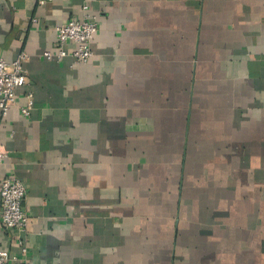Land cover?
Instances as JSON below:
<instances>
[{"label":"crops","instance_id":"1","mask_svg":"<svg viewBox=\"0 0 264 264\" xmlns=\"http://www.w3.org/2000/svg\"><path fill=\"white\" fill-rule=\"evenodd\" d=\"M71 18L90 60L42 57ZM20 53L0 180L25 186L27 251L0 222L5 264H264V0H0Z\"/></svg>","mask_w":264,"mask_h":264},{"label":"built area","instance_id":"2","mask_svg":"<svg viewBox=\"0 0 264 264\" xmlns=\"http://www.w3.org/2000/svg\"><path fill=\"white\" fill-rule=\"evenodd\" d=\"M46 0H39L44 3ZM33 22L36 21L34 18ZM96 23L89 19H68L56 28L55 51H45L42 57L46 59L62 60L68 54L64 50L67 42L73 44L69 56L75 64L87 63L93 55L91 40L96 32ZM24 54L20 53L13 61L7 62L0 58V113L6 116L10 106L16 101V89L26 82L23 68ZM25 104L20 108L23 116H28L34 105L31 92L25 93ZM7 157L5 150L0 149V163ZM25 197V186L14 176H7L0 180V222L5 229L13 230L17 234V241L23 254L27 247L24 245L23 233L28 223V215L22 207ZM8 253L0 250V264H5Z\"/></svg>","mask_w":264,"mask_h":264}]
</instances>
